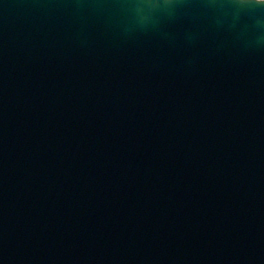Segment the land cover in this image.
Wrapping results in <instances>:
<instances>
[{
  "label": "water",
  "instance_id": "1",
  "mask_svg": "<svg viewBox=\"0 0 264 264\" xmlns=\"http://www.w3.org/2000/svg\"><path fill=\"white\" fill-rule=\"evenodd\" d=\"M0 264H264V0H0Z\"/></svg>",
  "mask_w": 264,
  "mask_h": 264
}]
</instances>
